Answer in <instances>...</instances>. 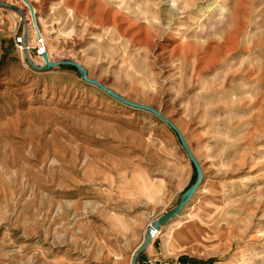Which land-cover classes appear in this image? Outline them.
Here are the masks:
<instances>
[{
	"label": "rangeland",
	"instance_id": "obj_1",
	"mask_svg": "<svg viewBox=\"0 0 264 264\" xmlns=\"http://www.w3.org/2000/svg\"><path fill=\"white\" fill-rule=\"evenodd\" d=\"M0 1V264H132L196 176L161 117L17 51L27 23L200 163L138 264H264V0Z\"/></svg>",
	"mask_w": 264,
	"mask_h": 264
},
{
	"label": "water",
	"instance_id": "obj_2",
	"mask_svg": "<svg viewBox=\"0 0 264 264\" xmlns=\"http://www.w3.org/2000/svg\"><path fill=\"white\" fill-rule=\"evenodd\" d=\"M25 2L28 3V5L30 4L26 0H25ZM43 59L45 60V66L42 67L43 69H47V68H49V67H51L53 65L60 64V63L73 65V66H75L78 69L82 79L85 80L86 82L98 86L101 90L105 91L106 93L110 94L114 98H116V99H118V100H120V101H122V102H124V103H126L128 105L149 110V111L153 112L154 114H156L157 116L161 117L165 122H167L175 130V132L178 135V138L180 140V143H181L184 151L186 152L189 160L192 162V164H193V166L195 168L196 176H195L194 181L181 193V195L179 197V200L176 203V205L174 207H172L171 209H169L168 211H166L164 214L158 216L157 218H155L154 220H152L149 223V227H148V229L146 231V234H145L146 236L143 239L142 244L139 246V248H137V250H135V252H134V254L132 256V264H138V262L136 261V257L146 247L148 241L152 238V236L155 234V232L156 231L157 232H161L163 230V226L165 224H167L175 216L180 215L181 211L183 210V208L186 206V204L189 202V200L192 197V195L198 189L199 185L202 182V178H203V171H202V168L200 166V163L198 162L196 157L193 155L191 149L189 148L188 144L186 143L183 135L178 130V128L169 119L164 117L162 114H160L154 108H152V107H150L148 105H143V104H139V103L133 102V101H131V100L125 98V97H122L118 93H116V92L112 91L111 89L107 88L101 82H99V81H97L95 79L89 78L87 76V72H86L85 68L82 65H80L78 62H76V61H73V60H62V61H56L55 63H50L48 61V58H47L46 54L43 55Z\"/></svg>",
	"mask_w": 264,
	"mask_h": 264
},
{
	"label": "built area",
	"instance_id": "obj_3",
	"mask_svg": "<svg viewBox=\"0 0 264 264\" xmlns=\"http://www.w3.org/2000/svg\"><path fill=\"white\" fill-rule=\"evenodd\" d=\"M17 30V29H16ZM13 32V45L15 49L21 53H29L30 50H33L36 56L42 57L45 53V46L42 42V38L38 37L32 41L28 40L29 37L25 33H18V31ZM142 264H169L165 260L160 259L157 256H151L144 260ZM178 264V263H176Z\"/></svg>",
	"mask_w": 264,
	"mask_h": 264
},
{
	"label": "bare ground",
	"instance_id": "obj_4",
	"mask_svg": "<svg viewBox=\"0 0 264 264\" xmlns=\"http://www.w3.org/2000/svg\"><path fill=\"white\" fill-rule=\"evenodd\" d=\"M0 2H1V1H0ZM5 3H7L8 5H9V4L12 5V3H9V2H5ZM13 5H14V4H13ZM15 7H16V6H15ZM25 15H26V14H25ZM26 17H27V15H26ZM27 20H28V18H27ZM26 32H27V36L29 37L28 23H27ZM28 40H29V39H28ZM28 55H29V54H28ZM32 61H33V60H32ZM32 61H31V63H32L35 67H37L38 69H43L42 67L45 66L44 64H39V63H36V62L33 61V62L35 63V64H34ZM148 243H149V241H148ZM148 243H147V244H148ZM146 246H147V245H146Z\"/></svg>",
	"mask_w": 264,
	"mask_h": 264
},
{
	"label": "crops",
	"instance_id": "obj_5",
	"mask_svg": "<svg viewBox=\"0 0 264 264\" xmlns=\"http://www.w3.org/2000/svg\"><path fill=\"white\" fill-rule=\"evenodd\" d=\"M143 259V258H142Z\"/></svg>",
	"mask_w": 264,
	"mask_h": 264
}]
</instances>
